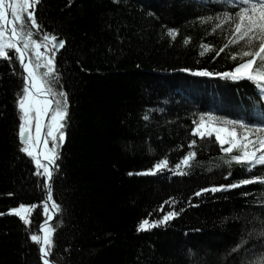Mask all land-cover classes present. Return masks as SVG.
<instances>
[{"label":"trees","instance_id":"trees-1","mask_svg":"<svg viewBox=\"0 0 264 264\" xmlns=\"http://www.w3.org/2000/svg\"><path fill=\"white\" fill-rule=\"evenodd\" d=\"M239 4L41 0L36 6L43 31L35 38L48 33L66 41L55 57L59 89L68 93L66 143L50 141L59 154L52 198L62 210L51 224L58 264H256L264 255V238L246 235L264 227V183L211 191L264 177V166L229 165L237 150L225 153L215 136L192 133L194 121L209 113L264 125V92L246 79L183 71L225 72L240 62L231 58L237 45L219 52L230 34L213 31L216 14ZM170 28L178 30L174 39ZM9 55L11 62L0 59V264H43L31 235L47 218L46 180L21 151L18 100L25 82L16 54ZM189 151L196 153L191 166L177 169ZM163 159L164 170L137 174ZM201 189L209 191L195 195ZM21 203L37 205L30 224L9 211ZM168 211L179 215L138 230L142 220ZM242 236L247 244L232 252Z\"/></svg>","mask_w":264,"mask_h":264},{"label":"snow or ice","instance_id":"snow-or-ice-1","mask_svg":"<svg viewBox=\"0 0 264 264\" xmlns=\"http://www.w3.org/2000/svg\"><path fill=\"white\" fill-rule=\"evenodd\" d=\"M40 2L41 0H0V59L11 62L14 57L9 55V52L12 51L16 54L15 59H18L24 70L21 75L25 83L18 100L21 111L20 120L22 121L19 124L18 135L24 145L21 151L33 158L37 166V175L43 176L48 182L45 185L47 200L43 202V211L45 216L51 219L52 217L48 216L49 206L47 201L52 202L51 206L56 212L62 210L61 205L52 198L51 187L54 169L59 167L56 163L59 154L48 147V139L46 138L43 139L44 150L42 154L37 150V144L41 142V130L44 127L45 118L50 113L51 124L48 125L47 137H50L53 142H57V147L59 146L58 142L63 141L65 137L63 129L67 126L66 121L69 115L68 93L59 89L60 73L56 68L53 52L64 48L66 41L58 38L55 34L48 33L44 34L43 40L35 38L37 32L43 31V26L38 22L36 15V6ZM233 2L234 0H223L222 6H227ZM236 8L238 10L233 12L217 13L215 16L217 22L213 31L216 28H222L230 34L231 38L228 40V44L224 45L219 52H223L229 45H237L239 46L238 50L231 52V58L233 60L239 58L240 62L233 69L225 72H212L208 69L194 70L191 68H184L183 71L200 76L222 77L233 81L246 79L254 82L264 92V0H240V4L236 5ZM198 19L205 22L213 20V17L201 16ZM9 25L10 27H8ZM168 35L174 39L178 35V30L170 28L168 29ZM203 47L207 51L212 46L204 45ZM42 49H47V53ZM219 52H217V55H219ZM204 54V51L200 53L202 56ZM147 118L145 117V119ZM34 122L35 130L33 133ZM227 123L234 126L239 125L245 129V132L240 135L236 127H216L201 118L199 123L194 121L195 127L192 129V133L201 139L215 135V139L225 153H233L234 150H237L239 154L231 156V159L227 161L229 165L233 161L241 165H247L248 171H251V168L257 164L264 166V125L259 127L248 125L240 119L228 120ZM248 128H252L254 131L248 132ZM190 143L195 145L196 140H192ZM225 144L228 146L224 147ZM195 156L194 151H189L182 158L181 163L176 164V168L179 169L181 164L190 167L191 160ZM168 163L167 159H163L154 164L152 168L137 174H155L158 170H164ZM49 165H52V167ZM41 169L42 171H40ZM177 174L184 175L183 172ZM129 175H132V173H129ZM257 181L264 183V177L253 175L251 179H241L237 183L226 186H215L211 191L225 187L236 188ZM206 191H209V189H201L195 195L199 196L201 192ZM35 207L37 205L21 203L18 207H13L9 211L19 216L25 224H30L28 209ZM0 215H3V213H0ZM177 215L179 213L176 211H168L159 220H154L151 223L149 219H144L138 225V230L155 227ZM45 223H47V220ZM260 223L264 225V220H261ZM40 227L43 236L33 234L31 240L40 245L39 251L44 256V264H53L49 257L54 245L53 234L56 229L51 225L46 228L43 225ZM246 235L248 238L253 236L258 239L264 238V227L259 231L253 229L247 232ZM245 244H247V240L242 236L233 247L232 252L238 253ZM256 264H264V255L259 257Z\"/></svg>","mask_w":264,"mask_h":264},{"label":"water","instance_id":"water-1","mask_svg":"<svg viewBox=\"0 0 264 264\" xmlns=\"http://www.w3.org/2000/svg\"><path fill=\"white\" fill-rule=\"evenodd\" d=\"M8 27H10V25H9ZM58 38H62V39H64L63 36H58ZM64 40H65V39H64ZM61 50H62V49H58V50H56V52H60ZM26 55H28V54L26 53ZM19 65H20V63H19ZM20 68H21V71H22V73H23L24 70H23V68H22L21 65H20ZM24 82H25V81H24ZM50 115H51V113L49 114L48 117L45 118V121H44V127H43L42 130H41V137H42V139H41V142H39V143L37 144V150H38L39 152H41V154L43 153V150H44L43 139H45V136H46V129H47V125H48V122H49ZM33 133H34V131H33ZM65 143H66V136L64 137V140L62 141V145H65ZM41 159H42V161H43V157H42V155H41ZM56 163L58 164V161H57ZM49 166L52 167V165H49ZM56 172H57V168L54 169L53 178H54ZM53 178H52V181H51V187H52ZM47 183H48V182L46 181V184H47ZM46 193H47V189H46ZM45 200H47V195H45ZM47 203H48V206H49V215H48V216H50V217H52V218L49 219V218L47 217V218H46V219L40 224V226L43 225L45 228L48 227V225H51L52 223H54V221H55V220L57 219V217H58V212H56V210H55L54 208H52V206H51L52 202H51V201H47ZM46 220H47V223H45ZM40 226H39V235L42 237V236H43V231L41 230V227H40ZM39 248H40V245H39ZM40 257H41V259H42V261H43V263H44V256H43V254H42L41 252H40ZM49 258L53 261V264H58L55 260L52 259L51 255H50Z\"/></svg>","mask_w":264,"mask_h":264},{"label":"rangeland","instance_id":"rangeland-1","mask_svg":"<svg viewBox=\"0 0 264 264\" xmlns=\"http://www.w3.org/2000/svg\"><path fill=\"white\" fill-rule=\"evenodd\" d=\"M210 115H204V117H203V119L206 121V122H208V123H210V124H212V125H215L216 127H225V128H232V127H236V130H237V132H238V134H240V135H243V133L245 132V129L244 128H241L239 125H231V124H229V123H227V121L228 120H237V119H231V118H223V119H221V118H219V117H217L216 115H214L213 113H209ZM51 116V115H50ZM245 122V121H244ZM199 123V122H198ZM34 124V123H33ZM51 124V119L49 118V122H48V125H50ZM245 124H248V122H245ZM48 125H47V129H46V136H45V138L46 139H48V142H50L52 139L50 138V137H47V132H48ZM248 125H252V124H248ZM195 127V126H194ZM257 127H259V126H257ZM34 131V130H33ZM247 131L248 132H253L254 130L252 129V128H248L247 129ZM213 136H215V135H213ZM252 138H254V137H252ZM228 145L227 144H225L224 145V147H227ZM48 147L50 148V146L48 145ZM259 154V153H258ZM183 165V164H182ZM184 166V165H183ZM28 212H29V214H30V212H31V209H28ZM48 215H49V213H48Z\"/></svg>","mask_w":264,"mask_h":264},{"label":"flooded vegetation","instance_id":"flooded-vegetation-1","mask_svg":"<svg viewBox=\"0 0 264 264\" xmlns=\"http://www.w3.org/2000/svg\"><path fill=\"white\" fill-rule=\"evenodd\" d=\"M42 51H44L45 53H47V49H42ZM59 52H53V55H54V57H56L57 56V54H58ZM33 130H35V122H34V124H33ZM48 145L50 146V142H48Z\"/></svg>","mask_w":264,"mask_h":264},{"label":"bare ground","instance_id":"bare-ground-1","mask_svg":"<svg viewBox=\"0 0 264 264\" xmlns=\"http://www.w3.org/2000/svg\"><path fill=\"white\" fill-rule=\"evenodd\" d=\"M44 264V263H43Z\"/></svg>","mask_w":264,"mask_h":264}]
</instances>
